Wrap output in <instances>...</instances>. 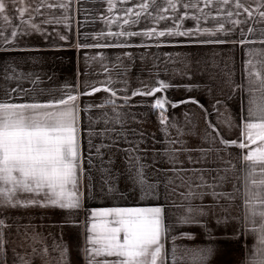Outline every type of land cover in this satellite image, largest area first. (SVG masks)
Returning a JSON list of instances; mask_svg holds the SVG:
<instances>
[{
  "label": "crops",
  "instance_id": "1",
  "mask_svg": "<svg viewBox=\"0 0 264 264\" xmlns=\"http://www.w3.org/2000/svg\"><path fill=\"white\" fill-rule=\"evenodd\" d=\"M2 2L0 103L76 95L81 173L72 189L79 209L40 206L43 194L26 192L15 199L38 203L0 206V264H113L117 257L87 252L92 211L154 207L165 228L158 264H194L201 248L212 249L204 264H245L264 224L246 205L262 176L259 165L249 176L244 159L256 145L221 140L246 142L249 98L261 94L252 73L264 77V0H239V8L233 0L214 14L217 7L205 14L198 1L178 2L176 11H164L167 0ZM177 24L208 32L143 35ZM128 32L139 34L118 35ZM216 40L225 42H200ZM158 82L167 87L132 95ZM156 98L168 101L163 111L152 108ZM185 216L196 223L182 224Z\"/></svg>",
  "mask_w": 264,
  "mask_h": 264
},
{
  "label": "snow or ice",
  "instance_id": "2",
  "mask_svg": "<svg viewBox=\"0 0 264 264\" xmlns=\"http://www.w3.org/2000/svg\"><path fill=\"white\" fill-rule=\"evenodd\" d=\"M228 2L229 0H223L224 4ZM210 3L211 0H205V6ZM111 6L109 2L110 9ZM150 6L146 2L139 5L144 11ZM235 6L241 7L239 0ZM4 7L0 0V13L4 11ZM177 7L178 0H167L164 11L169 8L176 11ZM185 7L187 8L188 5L185 4ZM20 11L23 14V10L20 9ZM131 11L126 9V14ZM136 15L139 17L141 13ZM228 15L232 16L233 13L228 12ZM260 15L264 17V13ZM164 18L159 17V19ZM125 23L129 21L126 20ZM193 31L208 32L207 29L201 30L199 27L195 30L181 31L177 24L175 31L150 29L143 35L149 38L164 36L166 33L186 36ZM15 34L14 32L13 35ZM138 34L128 32L118 35ZM200 42L223 43L225 41ZM252 74L256 75L260 81L261 94L259 96L253 94L249 98L248 111L252 119L246 122L245 131L241 133L242 137L246 135V142H228L222 139L221 143L226 146L231 143L241 149L250 144L256 145L254 149L248 151L244 159L249 162V176L253 175L256 166L259 165L262 178L259 182L252 181L253 184H259V189L256 193L249 192L246 205L253 216L259 214L264 219V77H261L259 72ZM158 85L148 91L133 92L132 95L152 96L155 92L163 91L167 87L163 82H158ZM112 95L114 96L115 93ZM76 99V95L69 93L44 103H0V206H28L38 203L36 199L27 201L15 199L17 192H26L35 196L42 193L45 199L39 201L40 206L50 205L67 211L79 209V196L72 190L81 173L76 136ZM124 99L127 101L128 98ZM185 102H173V106ZM190 102L199 104L196 100ZM167 103L165 98H156L151 106L163 111ZM160 123H164L163 118ZM133 181L140 184L141 189L144 190L142 172L137 171ZM257 202L261 206L259 209L254 206ZM188 211L191 212V209ZM180 222L182 224L196 223L189 216L182 217ZM87 231L89 245L87 252L90 255L117 257L113 264H158V257L162 252L161 236L165 231L160 207L93 210ZM257 244L258 246H253L251 257L245 255V264H264V224L260 226ZM211 252L210 248L199 249L193 257L194 264H204Z\"/></svg>",
  "mask_w": 264,
  "mask_h": 264
},
{
  "label": "rangeland",
  "instance_id": "3",
  "mask_svg": "<svg viewBox=\"0 0 264 264\" xmlns=\"http://www.w3.org/2000/svg\"><path fill=\"white\" fill-rule=\"evenodd\" d=\"M194 1L195 2H197V1L200 2V3H197L198 6H196V7H199V9L201 7L202 11H204L203 13H205V14H207V12L210 14L212 12L211 9L217 7V9L213 11V14H214V13H218V12H223L224 10L226 12L227 8H229L227 6H230V3L233 0H229V2L227 4H224L223 0H211V3L208 6H205V0H178V2L184 3V6H185V4L189 3V4H187L189 8H193L194 7V4H193ZM255 16H256V14H255Z\"/></svg>",
  "mask_w": 264,
  "mask_h": 264
}]
</instances>
